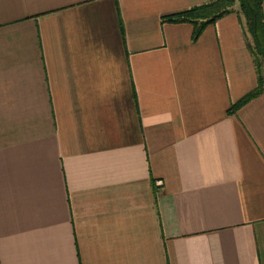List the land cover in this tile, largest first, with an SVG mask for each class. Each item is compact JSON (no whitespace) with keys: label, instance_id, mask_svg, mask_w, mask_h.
<instances>
[{"label":"crops","instance_id":"obj_1","mask_svg":"<svg viewBox=\"0 0 264 264\" xmlns=\"http://www.w3.org/2000/svg\"><path fill=\"white\" fill-rule=\"evenodd\" d=\"M211 1L0 0V264H264L244 19L163 20Z\"/></svg>","mask_w":264,"mask_h":264},{"label":"trees","instance_id":"obj_2","mask_svg":"<svg viewBox=\"0 0 264 264\" xmlns=\"http://www.w3.org/2000/svg\"><path fill=\"white\" fill-rule=\"evenodd\" d=\"M237 3L239 8L235 10L234 7ZM233 12H237L240 18L244 19L247 46L254 58L258 85L256 89L228 109L227 114L230 116L264 94V0H214L163 17V20L169 23L192 24V40L196 42L208 26L215 24L218 20Z\"/></svg>","mask_w":264,"mask_h":264}]
</instances>
